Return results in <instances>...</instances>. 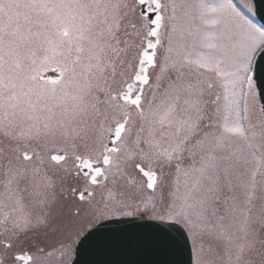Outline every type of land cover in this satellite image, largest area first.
<instances>
[{
    "label": "snow or ice",
    "instance_id": "snow-or-ice-1",
    "mask_svg": "<svg viewBox=\"0 0 264 264\" xmlns=\"http://www.w3.org/2000/svg\"><path fill=\"white\" fill-rule=\"evenodd\" d=\"M133 216L187 264H264V26L234 0H0V264H78Z\"/></svg>",
    "mask_w": 264,
    "mask_h": 264
},
{
    "label": "water",
    "instance_id": "water-1",
    "mask_svg": "<svg viewBox=\"0 0 264 264\" xmlns=\"http://www.w3.org/2000/svg\"><path fill=\"white\" fill-rule=\"evenodd\" d=\"M258 24L264 26V0H252ZM78 264H187V252L174 228L140 218L107 220L79 249Z\"/></svg>",
    "mask_w": 264,
    "mask_h": 264
},
{
    "label": "rangeland",
    "instance_id": "rangeland-1",
    "mask_svg": "<svg viewBox=\"0 0 264 264\" xmlns=\"http://www.w3.org/2000/svg\"><path fill=\"white\" fill-rule=\"evenodd\" d=\"M235 2L241 6V10L240 9L239 10L244 15L248 16V18L251 19L255 24H257L253 11H249L248 7L246 6V5H251L253 7L251 0H234V3ZM258 26H260V25H258Z\"/></svg>",
    "mask_w": 264,
    "mask_h": 264
},
{
    "label": "flooded vegetation",
    "instance_id": "flooded-vegetation-1",
    "mask_svg": "<svg viewBox=\"0 0 264 264\" xmlns=\"http://www.w3.org/2000/svg\"><path fill=\"white\" fill-rule=\"evenodd\" d=\"M235 4H236L237 8L241 10V6L236 2H235Z\"/></svg>",
    "mask_w": 264,
    "mask_h": 264
}]
</instances>
